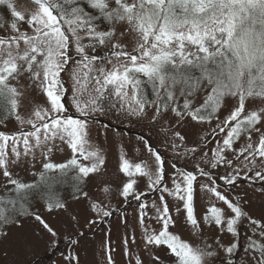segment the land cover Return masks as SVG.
Wrapping results in <instances>:
<instances>
[{"label": "snow or ice", "instance_id": "obj_1", "mask_svg": "<svg viewBox=\"0 0 264 264\" xmlns=\"http://www.w3.org/2000/svg\"><path fill=\"white\" fill-rule=\"evenodd\" d=\"M31 3L35 7L25 13L12 0H0L11 17L7 25L0 22V122L13 118L20 125L15 132L0 130V175L5 178V194L0 195V238L8 236L9 226H22L21 219L28 216L57 236L32 211V203L43 200L48 212L66 210L57 191V186L66 183L71 184L74 200L90 199L83 186L106 163L103 149L90 138L91 125L97 122L96 116L115 110L117 116L138 122L147 118L162 130L168 147L178 155L202 152L201 162L193 170L172 164V187L166 182L164 155L145 136L138 139L152 158L151 165L146 160L133 164L120 157L119 171L126 180L119 195L129 204L137 202L145 247H163L173 264H214L221 253L222 264H236L233 257L239 241L225 244L220 236L238 237L244 219L254 226L248 237L246 264H264V219L252 217L245 207L247 200L230 199L219 183L235 186L244 179L264 185V107L246 108L248 102L264 100V0ZM29 88L44 99L25 118L20 114L21 104ZM70 90L75 113L65 102ZM228 99L235 103L221 119L219 113L229 107ZM213 121L211 155L203 150L208 137H201L198 145L186 146V135L180 129ZM242 138L243 144L237 147ZM61 145H67L71 157L57 162L52 157ZM37 153L42 170L32 175L38 179L24 181L14 174L22 158L35 161ZM220 167L224 173L214 175L212 170ZM138 176L146 177L147 188L159 193V204L153 200L149 206L148 192L137 188ZM198 178L209 181L200 187L226 208L211 202L203 216L197 217ZM101 191L107 198L112 189L104 185ZM165 194L182 202L185 220L194 234L201 235L199 244L170 231L176 220ZM90 209L101 218L111 217L115 211L101 201H92ZM175 211L179 213L181 208ZM146 218L158 223L159 229L146 224ZM97 222L88 221L89 225ZM202 222L219 229L220 236L211 243L202 238ZM131 240L135 243L136 237ZM128 242L125 239V245ZM70 259L78 264V258ZM108 259L112 264L110 254ZM153 259L159 261L160 257L154 255ZM135 264L142 261L137 258Z\"/></svg>", "mask_w": 264, "mask_h": 264}, {"label": "rangeland", "instance_id": "obj_2", "mask_svg": "<svg viewBox=\"0 0 264 264\" xmlns=\"http://www.w3.org/2000/svg\"><path fill=\"white\" fill-rule=\"evenodd\" d=\"M17 10L27 13L35 7L31 0H12ZM11 17L9 10L5 6H0V22L5 25L10 23ZM26 27V26H25ZM3 31V29H0ZM63 75V74H62ZM67 80V76L64 77ZM27 83V82H25ZM71 88V82H68ZM43 97L38 91L27 89L26 96L21 104V115L27 118L30 115L32 107L36 102H43ZM65 102L71 113H75L72 107V93L69 91ZM228 108L223 109L219 115L223 119L229 111V108L235 103L232 99L226 101ZM264 107V100L255 99L246 103V108L254 109ZM96 123L91 125L90 138L94 144L103 149L106 157V163L102 172L94 175L83 186L87 191L90 199L81 197L79 200L72 198L73 189L70 183L57 186V191L67 204L66 210H54L48 212L43 200H34L32 211L41 215L46 222L57 232V236H51L32 216L21 219V225H11L8 227V236L0 238V264H77V260L70 257L78 258V264H109L108 256L111 255L112 264H135L139 258L142 264H173V258L170 253L163 247L157 249L154 246L145 247L143 237V226L138 222L137 202L130 204L124 201L119 191L122 182L126 180L124 175L119 171L120 157L123 155L133 164L141 161H148L151 165L152 158L147 153L143 142L138 137L145 136L150 143L158 148L166 159V182L172 187L171 177L174 174L172 164L175 163L178 168L193 170L194 165L201 162L202 152L195 156L184 157L181 153L178 155L173 152L166 143V136L157 126L150 124L145 118L143 121H136L134 118H126L123 115L117 116L115 110H111L107 115L96 116ZM216 121L211 125H189L186 129H180L186 135V146L192 147L201 143V137H208L207 148L209 151L214 147V141L209 136L210 128L214 127ZM107 125V129H105ZM28 128L27 125L24 126ZM20 125L13 118L7 122H0V130L5 132H15ZM219 138V137H218ZM255 140L256 137L254 136ZM243 144V138L237 147ZM71 157V151L67 145H61L60 151L53 153V159L62 162ZM202 167H206L203 163ZM42 170L41 157L37 153L35 161L22 158L21 163L14 169V174L24 181L38 179ZM214 175L223 174L225 169L220 167L212 170ZM137 188L139 191L148 192L145 199L149 206L156 200L159 204V193L151 192L147 188L148 180L146 177H137ZM209 183L206 178H198L195 188V209L198 218H201L210 207L211 202L217 203L218 206L225 207L221 202L215 201L200 185ZM222 191L229 194L230 199L235 200L237 197L241 201L247 200L245 205L247 212L254 218L264 219V185L259 182L253 183L241 179L235 186H223ZM5 178L0 175V195L4 192ZM108 185L112 192L109 197L102 193V186ZM170 211L176 220V226L170 228V231L178 233L184 240L190 241L193 245L199 244L201 235L194 234V230L185 220L182 202L165 194ZM92 201H101L114 209L111 217L101 218L93 213L90 209ZM127 205V206H126ZM181 208L179 213L175 209ZM151 214V213H150ZM75 217V219H73ZM96 219L98 222L89 225L88 221ZM146 224L152 228L159 229L160 225L153 220L146 218ZM252 227L247 220L242 219L239 225L240 235L232 237L225 233L220 236L219 229L212 225H204L202 222L203 240L211 243L213 239L220 236L221 242L227 244L230 241L238 240L240 248L233 257L236 264H246L248 256V237L252 236ZM80 233H83L81 236ZM136 237L135 243L131 237ZM129 242L125 245L124 241ZM78 241L73 244L72 241ZM154 255L160 257L159 261L153 259ZM224 254L214 261V264H222Z\"/></svg>", "mask_w": 264, "mask_h": 264}]
</instances>
